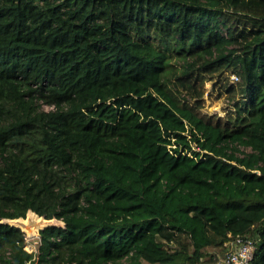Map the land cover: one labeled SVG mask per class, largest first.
I'll return each mask as SVG.
<instances>
[{
  "label": "trees",
  "instance_id": "trees-1",
  "mask_svg": "<svg viewBox=\"0 0 264 264\" xmlns=\"http://www.w3.org/2000/svg\"><path fill=\"white\" fill-rule=\"evenodd\" d=\"M30 208L66 223L37 252L1 222ZM238 236L264 264V0H0V264H216Z\"/></svg>",
  "mask_w": 264,
  "mask_h": 264
},
{
  "label": "water",
  "instance_id": "water-1",
  "mask_svg": "<svg viewBox=\"0 0 264 264\" xmlns=\"http://www.w3.org/2000/svg\"><path fill=\"white\" fill-rule=\"evenodd\" d=\"M1 222L17 226L29 236H34L49 226H57L61 228L66 227V223L63 219L58 218L57 216L47 218L44 215H40L32 208L27 211L26 216L4 217Z\"/></svg>",
  "mask_w": 264,
  "mask_h": 264
},
{
  "label": "built area",
  "instance_id": "built-area-1",
  "mask_svg": "<svg viewBox=\"0 0 264 264\" xmlns=\"http://www.w3.org/2000/svg\"><path fill=\"white\" fill-rule=\"evenodd\" d=\"M235 77L238 79L237 75ZM225 244L228 246L227 252L216 264H248L256 249V240L250 237L238 236Z\"/></svg>",
  "mask_w": 264,
  "mask_h": 264
},
{
  "label": "rangeland",
  "instance_id": "rangeland-1",
  "mask_svg": "<svg viewBox=\"0 0 264 264\" xmlns=\"http://www.w3.org/2000/svg\"><path fill=\"white\" fill-rule=\"evenodd\" d=\"M232 79H236L235 74L231 75ZM207 93H206V107L205 109L212 113H224V108L228 105V100L224 96H219V91L213 89L212 82H207ZM46 108H50V105H45ZM40 233L34 236L26 234V246L25 248L29 251L37 252L41 244Z\"/></svg>",
  "mask_w": 264,
  "mask_h": 264
}]
</instances>
